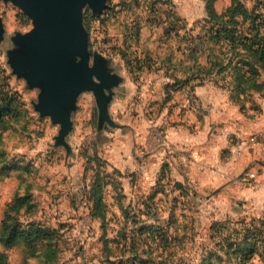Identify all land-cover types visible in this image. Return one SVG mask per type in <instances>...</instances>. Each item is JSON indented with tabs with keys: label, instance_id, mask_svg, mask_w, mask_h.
Wrapping results in <instances>:
<instances>
[{
	"label": "rangeland",
	"instance_id": "rangeland-1",
	"mask_svg": "<svg viewBox=\"0 0 264 264\" xmlns=\"http://www.w3.org/2000/svg\"><path fill=\"white\" fill-rule=\"evenodd\" d=\"M230 1L216 0L215 4L222 10ZM246 1L249 6L253 5V0ZM104 11L93 14L89 5L84 9L83 21L89 31L92 52L100 51L111 58L118 71L119 63L122 72L132 80L135 78L137 85L141 81L136 77L142 76L143 70L134 60L135 52L143 59L149 51L154 59V63L151 62L154 71L163 70L169 75L174 72L179 77L185 75L183 69L190 61L184 53L185 32L196 25L199 26L193 33L197 35L201 31L202 14L207 13L206 0H109ZM173 12L179 19L170 16ZM95 15L100 17L95 18ZM0 20V91L17 97L13 111L4 112V119L0 121V224L6 204L14 193L25 191L29 185L38 208L27 218L45 222L57 232L53 240L57 252L55 259H46L42 245L21 244L7 250L0 246V251L6 253V264H22L24 260L28 264H118L119 259L127 260V264H201L203 256L211 259L212 254L215 264L241 263V257L228 255L229 251L236 250L240 240L232 241L234 245L226 251L228 242L222 236L226 238L238 233L236 228L246 225L263 226L264 188L259 185L256 174L258 171L264 175V171L260 173L256 166L255 177L247 179L245 174L251 171L248 168L242 174L243 181L241 177L236 179L240 185L232 183L221 188L200 180L196 175L180 177L185 180L181 189L175 187L173 180L169 188L163 182L159 186V195H156V191L144 187L143 176L149 162L145 156L137 171L139 175L132 171L133 166L124 168L128 175L123 181L125 176L118 174L119 169L108 160L112 154L116 157L115 151L112 152L118 148L114 136H106V141L94 150L98 110L90 93L83 96V105L74 114V128L67 138L70 150L56 145L60 125L36 110L40 89L31 87L24 76L14 71L11 55L22 50L23 44L17 36L30 31L33 20L12 1L5 0H0ZM135 20L137 22L132 26L131 22ZM170 21H174L173 31L168 34L166 28ZM137 29H140V36L132 34ZM166 60L171 65L169 68L164 67ZM148 150L146 144L132 142L131 156L145 155ZM95 153L101 156L100 169L112 176L109 187L113 189L106 196L110 209L107 238L111 239L110 253H115L111 257L106 255L102 222L92 218L90 203L83 191L95 173L94 168H98L97 162L88 163L87 159ZM73 173L78 174L76 182L72 177L69 179ZM58 174L62 175L63 181L55 179ZM246 187L262 194L246 197ZM124 190L127 196L123 194ZM50 199H53V205ZM125 209L130 211L129 217L125 216ZM134 214L139 215L141 223L161 225L163 231L169 226V235L174 239L162 250L150 238L145 242L130 243L133 239L131 241L129 230L128 238H124L127 243H124L118 232L122 225L134 227ZM170 219H175L174 226L167 223ZM225 222L229 227L222 226L219 230L218 225ZM257 249L258 253L244 261L245 264H264L260 255V252L264 254V243H258ZM137 255L140 259L135 260ZM216 255L223 256L222 263Z\"/></svg>",
	"mask_w": 264,
	"mask_h": 264
},
{
	"label": "crops",
	"instance_id": "crops-1",
	"mask_svg": "<svg viewBox=\"0 0 264 264\" xmlns=\"http://www.w3.org/2000/svg\"><path fill=\"white\" fill-rule=\"evenodd\" d=\"M230 4L222 10L215 6L222 12ZM202 16L205 17L206 13ZM136 22H131L132 26ZM151 62L153 64L154 59ZM165 63V68L171 66L167 60ZM118 66L122 81L115 90L109 109L119 125L100 132L97 114L94 150L106 141V136H114L118 148L112 152L115 151L116 157L112 154L108 160L119 169L118 174L125 176L123 181L127 180L128 175L124 168L133 166L132 171L138 174L140 162L145 156L149 162L143 176L144 187L156 191V195H159V186L163 182L167 183L168 188L172 186V180L175 187L180 182L185 184V180L182 181L180 177L196 175L200 180L221 188L232 183L240 185L238 178L242 180V174L248 168L256 171L257 166L260 173L264 171V94L254 93L242 108L239 102L232 99L229 89L216 81L206 80L195 86L183 84L174 89L173 86L169 87V99L167 86L183 75L179 77L174 72L169 75L163 70L154 71L146 66L142 76L136 77L141 81L137 85L135 78V81L132 80L122 72L119 63ZM89 93L96 103L92 92H83L77 101V111L83 105V96ZM96 108L98 110L97 103ZM251 136H255L256 142L249 144L241 153H236V143ZM132 142L146 144L149 150L145 155L137 154L132 158ZM257 174L256 178L263 189L264 175L258 171ZM71 177L72 181H78V174L73 173L69 179ZM60 178L63 181L62 175L55 177L56 180ZM109 185L106 196L113 189ZM123 194L126 195L125 190ZM259 194L262 192L257 193L250 187L244 190V195L249 198Z\"/></svg>",
	"mask_w": 264,
	"mask_h": 264
},
{
	"label": "trees",
	"instance_id": "trees-1",
	"mask_svg": "<svg viewBox=\"0 0 264 264\" xmlns=\"http://www.w3.org/2000/svg\"><path fill=\"white\" fill-rule=\"evenodd\" d=\"M215 1L206 0L207 13L200 21L201 31L197 35L193 33V30L199 26L196 25L185 32L184 53L187 54L190 61L183 69L184 77H176L175 82L167 86V98H171V91L169 90L171 86L174 89L183 84L195 86L203 84L206 80H215L221 86L229 89L232 99L239 102L241 107L244 108L246 100L254 93L264 94V0H253L252 6H249L246 0H232L231 4L222 12L217 10ZM103 14H106L105 11ZM170 16L179 19L175 12L171 13ZM94 17L99 18L100 15ZM172 24H174V21H170L169 26L166 28L168 34L173 31ZM132 34L139 36L140 29ZM122 53L123 56H126L125 51H122ZM135 55L134 60L140 64L139 69L143 70L145 65L151 68L152 57L148 52L143 55V59L137 52H135ZM128 62H131L130 59ZM16 98L14 94L9 96L6 92L1 93L0 91V121L4 119V112L13 111L12 106L15 104ZM87 158L88 163L97 162L98 168H94L95 173L90 182L85 184L83 191L90 203L92 218L102 222V239L106 243V255L115 256L114 252L110 253L109 243H111V239L107 238L109 224L107 216L110 209L106 201V189L111 183L109 178L112 176L100 169L102 160L97 153L93 157L89 155ZM27 186L25 191H16L10 202L6 204L0 224V246L3 250H7L21 244L28 246L42 245L46 259H55L57 252L53 240L57 232L45 222L27 218L38 208L34 193L29 185ZM176 186L182 187L183 184L180 182ZM139 212H141L140 209ZM124 214L129 217L130 211L125 209ZM134 215H136L134 227L127 228L126 225H122L118 232L124 243H127L124 238H128L129 230L131 241L133 239L130 243L134 244L136 241L141 243L150 238L162 250L165 244L167 245L169 241L174 239L173 235H169V226L166 231H163L161 225L141 223L138 218L139 215ZM167 223L176 224L175 219L167 220ZM222 226L229 227V223L219 224V230ZM263 228L264 221L263 226L246 225V227L236 228L238 233L233 234L235 237H232L233 235H227L226 238L222 236L228 242L225 246L226 251L234 245L232 241L240 240L236 250L229 251L228 255L241 257L242 262L239 264H245L244 261L247 262L258 253L257 244L264 243ZM231 229L234 228L231 227ZM144 236L145 238H143ZM32 254H34V251ZM260 255L264 258L262 252H260ZM139 257L140 255H137L134 259H140ZM212 257L213 254L211 259L203 256L204 260L201 264H215ZM216 259L221 263L224 260L221 255H216ZM127 263V260L119 259L118 264ZM0 264H6V253L4 251H0ZM22 264H28V262L24 260Z\"/></svg>",
	"mask_w": 264,
	"mask_h": 264
},
{
	"label": "water",
	"instance_id": "water-1",
	"mask_svg": "<svg viewBox=\"0 0 264 264\" xmlns=\"http://www.w3.org/2000/svg\"><path fill=\"white\" fill-rule=\"evenodd\" d=\"M5 1H12L33 20V28L17 36L22 50L11 55L14 71L31 87L40 89L36 110L60 125L56 145L70 150L67 138L74 128L73 117L83 92L95 96L100 132L118 126L109 107L122 76L111 58L91 51L83 21L86 5L98 14L107 8L109 0Z\"/></svg>",
	"mask_w": 264,
	"mask_h": 264
},
{
	"label": "built area",
	"instance_id": "built-area-1",
	"mask_svg": "<svg viewBox=\"0 0 264 264\" xmlns=\"http://www.w3.org/2000/svg\"><path fill=\"white\" fill-rule=\"evenodd\" d=\"M254 142H256L255 136H251L249 139H241L235 145V152L241 153L245 147ZM245 176L247 179H253L255 177V173L253 171H248Z\"/></svg>",
	"mask_w": 264,
	"mask_h": 264
}]
</instances>
